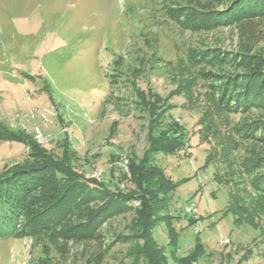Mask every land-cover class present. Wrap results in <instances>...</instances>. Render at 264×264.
Instances as JSON below:
<instances>
[{"label":"rangeland","instance_id":"obj_1","mask_svg":"<svg viewBox=\"0 0 264 264\" xmlns=\"http://www.w3.org/2000/svg\"><path fill=\"white\" fill-rule=\"evenodd\" d=\"M187 1L201 11L222 10L226 2ZM169 6L170 0H0V127L16 136L0 139V173L21 164L33 143L134 196L136 208L104 223L97 241L0 239V264H264L260 230L234 225L224 213L228 189L215 182L214 166L205 167L208 145L194 134L202 111L180 107L184 93L171 95L193 78L180 67L190 49L214 52L220 63L206 67L214 79L264 70V16L194 32L169 18ZM231 119L264 127V110ZM179 126L190 133L188 147L175 155L158 151L175 145L166 135ZM255 142L264 152V141ZM246 146L241 153L254 145ZM168 178L178 182L175 191L165 187ZM193 204L199 234L187 214Z\"/></svg>","mask_w":264,"mask_h":264},{"label":"trees","instance_id":"obj_2","mask_svg":"<svg viewBox=\"0 0 264 264\" xmlns=\"http://www.w3.org/2000/svg\"><path fill=\"white\" fill-rule=\"evenodd\" d=\"M170 1L172 6L166 8L169 18L181 29L194 32L264 16V0H226L222 10L205 11L187 0ZM219 63L210 49H190L180 67L190 70L193 78L180 82L171 95L184 93L186 101L179 106L202 111L194 134L208 145L205 167L214 166L215 182L228 189L224 213L233 216L237 227L249 225L260 230L264 241V152L255 142L263 143L264 135L259 137L256 132L264 127L256 121L233 124L231 119L232 114L264 110V70L253 67L247 74L214 79L206 67ZM2 129L0 139H16ZM181 129L179 126L176 131ZM172 132L175 135L168 132L166 136L175 145L169 149L159 146L158 151L175 155L188 147L189 132ZM250 141L252 149L241 153ZM29 146L31 152L21 164L0 173V239L51 235L97 241L110 218L136 209L134 196L111 190L101 180L37 151L35 144ZM165 187L175 191L178 182L168 178ZM169 218L167 225L173 228L175 217ZM189 222L196 224L191 217ZM199 247H203L201 243Z\"/></svg>","mask_w":264,"mask_h":264},{"label":"built area","instance_id":"obj_3","mask_svg":"<svg viewBox=\"0 0 264 264\" xmlns=\"http://www.w3.org/2000/svg\"><path fill=\"white\" fill-rule=\"evenodd\" d=\"M193 208H194V217L193 219L198 222L200 220V215H198V208L196 207L195 204H193ZM197 226V232L198 234L202 232V227L199 225V223H196ZM222 241H224V236H221Z\"/></svg>","mask_w":264,"mask_h":264},{"label":"bare ground","instance_id":"obj_4","mask_svg":"<svg viewBox=\"0 0 264 264\" xmlns=\"http://www.w3.org/2000/svg\"><path fill=\"white\" fill-rule=\"evenodd\" d=\"M187 214L191 215L192 217H194V208L193 205H191L190 207L187 208ZM226 241V240H225ZM229 242V240L227 241V243Z\"/></svg>","mask_w":264,"mask_h":264}]
</instances>
